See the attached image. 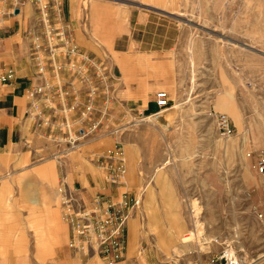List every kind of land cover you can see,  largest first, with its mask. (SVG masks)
<instances>
[{
  "label": "rangeland",
  "instance_id": "374dc122",
  "mask_svg": "<svg viewBox=\"0 0 264 264\" xmlns=\"http://www.w3.org/2000/svg\"><path fill=\"white\" fill-rule=\"evenodd\" d=\"M82 1L122 16L120 32L113 38L101 31L113 18L100 26L92 17L72 43L60 0H0L26 8L43 74L65 86L59 103L46 101L38 112L28 146L0 161V264H57L56 247L41 249L39 240L53 213L72 252L63 182L86 199L123 194L136 243L143 241L159 264H200L223 247L264 264V177L254 163L264 150V0ZM142 14H149L147 24ZM116 56L140 64L124 75ZM158 91L168 99L155 118ZM219 113L234 131L225 138L216 127ZM114 154L125 172L118 185L105 178L114 166L105 158ZM46 163L54 164V182L40 174ZM80 172L96 183L99 177L113 196L88 192ZM126 180L134 184L126 188Z\"/></svg>",
  "mask_w": 264,
  "mask_h": 264
},
{
  "label": "crops",
  "instance_id": "0c3cea01",
  "mask_svg": "<svg viewBox=\"0 0 264 264\" xmlns=\"http://www.w3.org/2000/svg\"><path fill=\"white\" fill-rule=\"evenodd\" d=\"M58 5V15L63 20L66 31L71 36L72 43L82 33L83 25L87 21H91L92 17L96 24L100 26H102L104 20L106 22L107 19L113 18L112 22L108 21L106 27L102 26L101 28L104 33H114L113 38L122 28V16L117 17L116 14L104 10L96 3L89 4L86 8L82 0H60ZM146 8L156 9L150 6ZM15 10L18 11L17 14ZM142 15L144 23L147 24L149 14ZM27 17L28 13L25 7L9 6L5 2H0V161L2 156L14 147H24L32 140L39 126L38 112L46 105V101L59 103L61 92L65 90V86L58 84L59 79L57 76H45L38 70L36 63L37 57H39L40 45L36 41H32V35L36 31L32 32V28H28L30 18ZM103 38L104 35H102ZM76 41L78 42V40ZM115 61L122 67L124 75L129 74V70H132L136 64H140L136 59L130 57L116 56ZM56 64L61 65L62 62H56ZM9 74L11 79L3 81L2 79ZM67 80H70V76ZM45 85L47 87H44ZM38 88L41 89L42 93L37 96L32 95L31 92ZM149 104L146 109L148 111L152 110V104ZM40 174L42 177L54 182L56 179L54 164L46 163L41 166ZM77 174L81 177V180L84 178V183L90 189L88 192L92 193L103 189L113 196L112 192L114 190L99 177L96 183L92 179L93 176H84L81 172ZM130 179L133 181L132 178ZM80 184L82 185V181H80ZM125 184L127 188L134 183L130 184L126 180ZM28 191L26 189V192ZM147 191V200L150 206L154 207L155 200L152 191L151 189ZM26 197L31 203H36L34 196L29 192ZM45 219L47 226L41 224L44 236L39 237L40 247L41 249H45L50 245L56 247L51 260L56 261L57 264H106L95 255L67 251L64 231L59 223L58 216L55 213L48 214ZM43 226L46 228L44 229ZM131 227L132 231L130 225H128L125 256L122 260L113 264H159L154 258V253L143 247V241L136 243L138 239L135 236L133 226Z\"/></svg>",
  "mask_w": 264,
  "mask_h": 264
},
{
  "label": "built area",
  "instance_id": "2783aa9c",
  "mask_svg": "<svg viewBox=\"0 0 264 264\" xmlns=\"http://www.w3.org/2000/svg\"><path fill=\"white\" fill-rule=\"evenodd\" d=\"M75 53V48L69 54ZM83 59L88 60L87 57ZM37 68L43 74V62L37 57ZM11 79L7 75L2 80ZM44 87H47L45 85ZM41 89L31 92L41 94ZM167 93L158 91L154 95L156 111L151 117H160L167 108ZM216 127L219 136L225 138L233 134V127L225 114L216 115ZM107 163H113L105 178L108 184L118 185L124 177L123 160L114 154L105 158ZM257 173L264 177V150L254 157ZM62 218L70 231L69 247L74 253L95 255L106 264H113L125 256L127 244V229L130 213L127 211L128 202L123 194L115 198L94 195L86 199L80 188L69 186L66 182L59 188ZM200 264H253L252 260L242 252H236L229 247H223L216 254L209 256Z\"/></svg>",
  "mask_w": 264,
  "mask_h": 264
},
{
  "label": "bare ground",
  "instance_id": "6f19581e",
  "mask_svg": "<svg viewBox=\"0 0 264 264\" xmlns=\"http://www.w3.org/2000/svg\"><path fill=\"white\" fill-rule=\"evenodd\" d=\"M158 118V117H157ZM194 208V210L191 212V218H192V220H193V223H194V225H195V227H196V229L197 230H199V228H200V224H199V222H198V220H197V216H198V210L195 208V207H193ZM178 220H180L179 218H178ZM179 222V221H178ZM179 224V223H178ZM180 225V224H179ZM182 225V224H181ZM181 225H180V227H181ZM132 231V230H131ZM131 231H130V233H131ZM180 232V231H179ZM198 232V231H197ZM188 237V236H187ZM186 237V238H187ZM190 238V237H189Z\"/></svg>",
  "mask_w": 264,
  "mask_h": 264
},
{
  "label": "water",
  "instance_id": "95a60500",
  "mask_svg": "<svg viewBox=\"0 0 264 264\" xmlns=\"http://www.w3.org/2000/svg\"><path fill=\"white\" fill-rule=\"evenodd\" d=\"M15 13L17 14V13H18V11H17V10H15Z\"/></svg>",
  "mask_w": 264,
  "mask_h": 264
}]
</instances>
